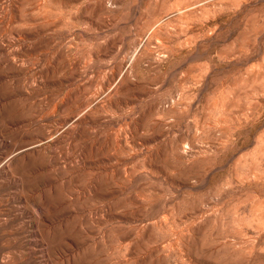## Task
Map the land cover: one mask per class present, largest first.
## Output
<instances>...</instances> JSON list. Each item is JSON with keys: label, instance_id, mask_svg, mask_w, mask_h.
I'll return each instance as SVG.
<instances>
[{"label": "rangeland", "instance_id": "374dc122", "mask_svg": "<svg viewBox=\"0 0 264 264\" xmlns=\"http://www.w3.org/2000/svg\"><path fill=\"white\" fill-rule=\"evenodd\" d=\"M0 264H264V0H0Z\"/></svg>", "mask_w": 264, "mask_h": 264}]
</instances>
